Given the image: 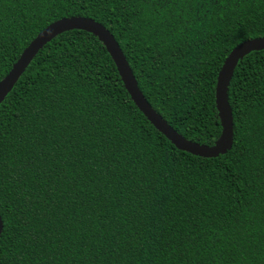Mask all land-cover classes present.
<instances>
[{
    "label": "trees",
    "instance_id": "obj_1",
    "mask_svg": "<svg viewBox=\"0 0 264 264\" xmlns=\"http://www.w3.org/2000/svg\"><path fill=\"white\" fill-rule=\"evenodd\" d=\"M113 38L149 107L199 146L221 133L216 76L264 38V0H0V80L47 25ZM230 149L175 148L85 30L47 41L0 102V264H264V50L226 88Z\"/></svg>",
    "mask_w": 264,
    "mask_h": 264
},
{
    "label": "water",
    "instance_id": "obj_2",
    "mask_svg": "<svg viewBox=\"0 0 264 264\" xmlns=\"http://www.w3.org/2000/svg\"><path fill=\"white\" fill-rule=\"evenodd\" d=\"M85 30L96 36L105 46L114 66L119 74L125 90L132 102L137 106L143 116L160 132L175 148L186 151L194 156L208 158L225 154L231 147L232 130L231 115L226 102V88L232 70L237 61L251 51L264 50V38L246 40L236 45L224 59L216 76L214 98L221 133L218 141L209 147L192 143L172 128H170L146 103L128 66L112 36L98 23L83 17H68L50 23L43 28L33 40L24 48L9 72L0 80V102L12 88L31 58L36 52L54 36L68 30ZM1 232V223H0Z\"/></svg>",
    "mask_w": 264,
    "mask_h": 264
}]
</instances>
